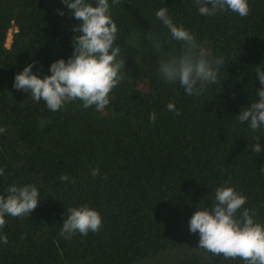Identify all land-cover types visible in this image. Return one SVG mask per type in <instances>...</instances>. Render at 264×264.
<instances>
[{"label": "trees", "instance_id": "1", "mask_svg": "<svg viewBox=\"0 0 264 264\" xmlns=\"http://www.w3.org/2000/svg\"><path fill=\"white\" fill-rule=\"evenodd\" d=\"M248 4L246 17H208L194 0H109L124 78L102 111L76 100L53 112L14 88V77L30 63L50 75L52 62L72 55L79 21L62 0H0V195L12 184L40 193L28 218L5 217L0 264H243L198 248L189 220L211 209L217 187L231 186L264 223V131L236 119L256 98L255 68L264 67V0ZM161 7L208 59L224 60L220 83L201 96L159 74V59L182 50L155 16ZM83 205L100 213V230L61 237L68 210Z\"/></svg>", "mask_w": 264, "mask_h": 264}, {"label": "clouds", "instance_id": "2", "mask_svg": "<svg viewBox=\"0 0 264 264\" xmlns=\"http://www.w3.org/2000/svg\"><path fill=\"white\" fill-rule=\"evenodd\" d=\"M79 21L74 26L72 55L67 59H57L49 67L50 75L41 78L33 73V64L26 65L15 74L14 88L27 92L36 101H44L47 108L55 112L67 103L79 100L83 109L94 107L102 111L110 102V94L124 78L125 67L121 48L116 45L118 27L109 13V0H62ZM116 0H112L114 5ZM198 14L212 17L218 12L232 11L240 17L249 15L248 0H194ZM63 15V12L59 13ZM156 18L170 31L173 39L182 42L180 54L160 58L158 71L161 78L169 83H179L189 96H201L209 85L220 83L219 68L224 65L223 58L208 59L207 53L200 49L194 35L183 25H177L161 7L155 12ZM151 39V35L149 36ZM160 47L159 43L156 45ZM260 88L255 99L242 108L236 116L239 123H247L253 132L264 131V67L255 68ZM169 112L178 114L174 102L167 104ZM149 119L156 123V114ZM6 129L0 127V133ZM258 141V136L252 137ZM255 153L262 147L256 142L252 145ZM264 172V168L261 169ZM4 169L0 168V176ZM93 177L99 175L93 169ZM69 181L67 174L59 177ZM7 195H0V229L6 224V216L29 217L38 206L40 193L35 185L7 188ZM246 197L231 186H219L211 209L197 208L189 220V231L199 234L198 248L213 256L224 259L241 260L243 264H264V223L254 219L256 209L244 207ZM102 226L100 213L83 205L68 210L59 235L65 239L79 233L98 232ZM0 242L7 243V236L0 233Z\"/></svg>", "mask_w": 264, "mask_h": 264}, {"label": "rangeland", "instance_id": "3", "mask_svg": "<svg viewBox=\"0 0 264 264\" xmlns=\"http://www.w3.org/2000/svg\"><path fill=\"white\" fill-rule=\"evenodd\" d=\"M10 39H11V35L8 36V39H7V42H6L7 45H9Z\"/></svg>", "mask_w": 264, "mask_h": 264}]
</instances>
